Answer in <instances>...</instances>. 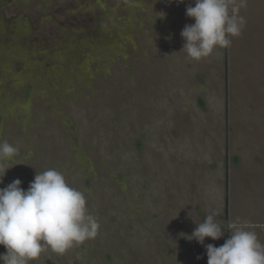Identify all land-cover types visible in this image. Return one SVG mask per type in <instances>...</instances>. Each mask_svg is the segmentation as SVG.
Returning a JSON list of instances; mask_svg holds the SVG:
<instances>
[{
  "label": "rangeland",
  "instance_id": "1",
  "mask_svg": "<svg viewBox=\"0 0 264 264\" xmlns=\"http://www.w3.org/2000/svg\"><path fill=\"white\" fill-rule=\"evenodd\" d=\"M189 5L0 0V141L18 148L0 188L55 168L99 223L30 264H207L185 235L212 211L205 244L235 225L264 245V0H228L240 35L199 61Z\"/></svg>",
  "mask_w": 264,
  "mask_h": 264
},
{
  "label": "clouds",
  "instance_id": "2",
  "mask_svg": "<svg viewBox=\"0 0 264 264\" xmlns=\"http://www.w3.org/2000/svg\"><path fill=\"white\" fill-rule=\"evenodd\" d=\"M185 0H168L181 4ZM185 15L194 23L185 24L180 36L182 49L189 59L199 61L215 49L230 45L229 36L240 35L243 18L229 14L228 0H193ZM180 50V51H181ZM18 148L8 141H0V184ZM7 165V166H6ZM22 181L14 179L0 188V264H30L46 250L62 254L74 245L93 239L99 223L87 208L83 192L68 184L62 172L50 168L39 174L25 190ZM216 211L196 224L187 240H195L205 248L207 264H264V245L254 231L237 228L220 246L205 244L224 236L223 225ZM201 257L197 256V260Z\"/></svg>",
  "mask_w": 264,
  "mask_h": 264
},
{
  "label": "flooded vegetation",
  "instance_id": "3",
  "mask_svg": "<svg viewBox=\"0 0 264 264\" xmlns=\"http://www.w3.org/2000/svg\"><path fill=\"white\" fill-rule=\"evenodd\" d=\"M63 6H62V8H65V4H62ZM81 5H83L82 3H81ZM78 6H80V3H78ZM69 7H72V4H71V2L69 3ZM57 17H59V18H61L60 16H62V14L61 13H59L58 15H56ZM67 16V13H66V15H65V13H64V15L62 16V22H60V25H64L63 26V28H68V30L70 29L69 28V19L66 17ZM62 28V29H63Z\"/></svg>",
  "mask_w": 264,
  "mask_h": 264
}]
</instances>
